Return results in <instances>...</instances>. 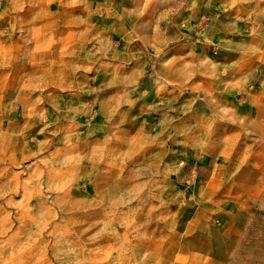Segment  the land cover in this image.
<instances>
[{"label":"rangeland","instance_id":"1","mask_svg":"<svg viewBox=\"0 0 264 264\" xmlns=\"http://www.w3.org/2000/svg\"><path fill=\"white\" fill-rule=\"evenodd\" d=\"M0 264H264V0H0Z\"/></svg>","mask_w":264,"mask_h":264}]
</instances>
